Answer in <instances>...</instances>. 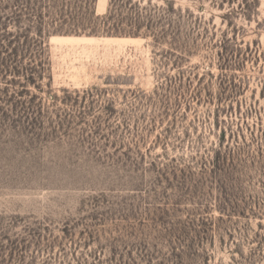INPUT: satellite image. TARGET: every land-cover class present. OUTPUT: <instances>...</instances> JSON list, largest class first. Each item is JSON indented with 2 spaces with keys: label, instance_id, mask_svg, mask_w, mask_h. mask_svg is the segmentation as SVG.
I'll return each instance as SVG.
<instances>
[{
  "label": "rangeland",
  "instance_id": "374dc122",
  "mask_svg": "<svg viewBox=\"0 0 264 264\" xmlns=\"http://www.w3.org/2000/svg\"><path fill=\"white\" fill-rule=\"evenodd\" d=\"M15 1L0 40L38 28ZM131 2L170 38L89 35L109 0H56L69 33L0 79V264H170L174 236L184 264H264V0Z\"/></svg>",
  "mask_w": 264,
  "mask_h": 264
},
{
  "label": "trees",
  "instance_id": "16d2710c",
  "mask_svg": "<svg viewBox=\"0 0 264 264\" xmlns=\"http://www.w3.org/2000/svg\"><path fill=\"white\" fill-rule=\"evenodd\" d=\"M56 0H17L13 4V8L15 9L14 15H16V19L22 18H31L35 20V23L38 24V28L35 31L34 37L30 38L31 32L29 30L32 29V26L25 29V27L21 26V23L15 27V33H8L7 36L9 38H2L0 40V79L3 78L4 84L12 86L10 83H6L7 77L10 76L13 78H23L26 83L34 80L32 74H28V70L25 68V64L27 66L34 65L37 60L35 58L25 59L23 56V51H26V43L29 40V44L32 47L36 48V52L40 56H43L45 49L47 48V40L50 36L54 34H67L69 32H63L57 30L55 28H50V30H45L44 26L46 24L47 27H50V24L44 21L45 17L50 19V21H56L54 18L48 15L47 13H43V10H47L48 8H52V5H55ZM93 3V2H92ZM33 5V8H28ZM170 6V2H168V8ZM138 6L132 4L131 0H109V6L107 13L101 18H95L94 10L89 8L87 12V26H89V35H97L99 34V29L105 36H113L116 38L122 37H132L135 38L139 35L141 26L145 25L148 33H152L154 37L158 40H164L165 38H170V33L168 34L165 30V27L161 24L157 26V23L154 21V16H144L143 12ZM25 11L27 13H25ZM167 17L164 21H166L167 28H170V24H174L175 19H171L170 16L177 18L179 20V14L174 13L171 10V7L166 11ZM155 13V12H154ZM159 13V10L156 11ZM60 15V14H59ZM69 19V17H67ZM144 19V22H141ZM161 20L162 17L156 18ZM29 22V20H26ZM32 24V23H31ZM72 27H75L74 25ZM73 30L76 33L79 29H82L80 33H85L84 28H79ZM6 31V30H5ZM41 59V57H40ZM27 62V63H26ZM40 78L39 76H36ZM214 167V166H213ZM196 243H202L203 237L199 236ZM176 240V241H175ZM192 239L184 237H173L172 246H169V258L173 259L169 263L170 264H184V261L190 259V257L195 256L194 252H192V246H188L187 241H191ZM185 241V242H182ZM193 244H195L193 242ZM185 249V250H184ZM166 260V259H165ZM168 263V262H167Z\"/></svg>",
  "mask_w": 264,
  "mask_h": 264
}]
</instances>
